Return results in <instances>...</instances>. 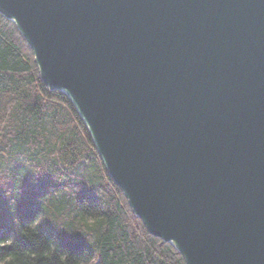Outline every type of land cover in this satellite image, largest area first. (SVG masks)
Wrapping results in <instances>:
<instances>
[{
  "label": "water",
  "instance_id": "1",
  "mask_svg": "<svg viewBox=\"0 0 264 264\" xmlns=\"http://www.w3.org/2000/svg\"><path fill=\"white\" fill-rule=\"evenodd\" d=\"M110 177L187 264H264V0H0Z\"/></svg>",
  "mask_w": 264,
  "mask_h": 264
},
{
  "label": "trees",
  "instance_id": "2",
  "mask_svg": "<svg viewBox=\"0 0 264 264\" xmlns=\"http://www.w3.org/2000/svg\"><path fill=\"white\" fill-rule=\"evenodd\" d=\"M90 262L187 264L134 214L72 101L0 13V264Z\"/></svg>",
  "mask_w": 264,
  "mask_h": 264
},
{
  "label": "rangeland",
  "instance_id": "3",
  "mask_svg": "<svg viewBox=\"0 0 264 264\" xmlns=\"http://www.w3.org/2000/svg\"><path fill=\"white\" fill-rule=\"evenodd\" d=\"M15 229H16V232H17L19 238H21L22 236H21L20 230L18 229V227H15ZM87 264H96V262H90V263H87Z\"/></svg>",
  "mask_w": 264,
  "mask_h": 264
}]
</instances>
